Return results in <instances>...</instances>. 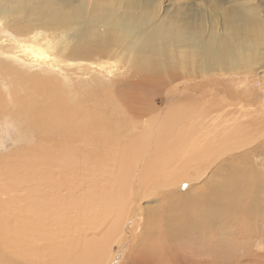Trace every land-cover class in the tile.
Listing matches in <instances>:
<instances>
[{"label":"bare ground","instance_id":"6f19581e","mask_svg":"<svg viewBox=\"0 0 264 264\" xmlns=\"http://www.w3.org/2000/svg\"><path fill=\"white\" fill-rule=\"evenodd\" d=\"M59 1L64 0H0V30L7 37L3 39V34L0 39L4 42L13 39L5 47L14 55L29 60V66L38 65L39 70L45 73L59 69L51 66L56 61H85L86 69L91 71L88 74L93 76V79L83 78L81 85L79 81L77 84L71 82L68 77L64 78V83L60 79L55 86L51 85L55 79L41 84H50L53 93L60 90L64 95L61 104L57 105L62 115L55 112L53 118L48 116L49 112L52 113L50 107L56 104H52L49 93L45 98L46 108L34 111V120L20 114L22 118L19 122L28 123L33 133V136L24 135L28 141L34 140V154L38 152L41 157H47V162L51 155L56 161L60 158L57 156L60 151L53 149L59 147L68 152L67 145L77 147V143L82 142L83 129L86 140L91 139L93 135L88 118L95 125L98 136L105 144L115 146L116 151L123 149L124 145H136L134 153L130 154L134 166L130 161L124 166L126 169L123 167L125 170L122 167L116 169L119 185L115 187L116 194L110 195L106 203V209L114 215L112 225L97 238L103 241L85 242L90 248L88 261L94 253V257L103 256L100 262H97V257L94 258L95 264H165L166 261V264H196L194 259L197 256H207L208 250L212 252L209 235H215L216 240L227 237L244 250V255L252 250L253 245L260 241L264 243V112L240 108L243 106L233 108L232 104L222 103L210 92L198 97L202 100L199 104L195 102L196 97L192 100L179 97L185 92L184 85L191 82L195 73L221 71L229 64L243 70L239 61H243L246 68L252 53L264 51V23L256 24L261 21V15L257 11L245 10L239 0L235 2L238 5L226 8L221 7L223 0H210L209 6L201 2L205 0H199V3L173 2L171 5L174 7L168 8L166 15L159 13L163 0H110L107 3H101L102 0H77L76 4L67 8L64 4L71 3V0ZM222 16L227 22L220 30L213 21L220 24ZM84 34L88 35L87 39ZM65 39L73 43H63ZM229 43L233 45L234 62L221 58ZM40 71L29 70L34 75L40 74ZM4 75L2 79H6ZM153 82L169 86V91L173 92L167 101L169 108L165 107L166 111L155 105L145 107L143 96L139 94V89L152 88L149 85ZM17 85L23 87L22 82ZM65 85L66 90L63 91ZM112 85L114 92L110 90L109 94L113 92V98L114 94L117 96L129 90L128 97L124 102L121 100L123 112L115 113V109L111 108L108 112L102 110L100 114H89L78 106L77 111H67L69 114H66L73 99L81 97L79 93H83L86 99L87 96L97 95L98 100L112 105L109 100L113 98L107 96L106 90ZM11 88H17L12 85L8 89L7 95L12 97L10 92L14 90ZM207 96H215L218 101ZM65 104L66 109L62 108ZM9 117L11 126L15 127L18 122L12 115ZM98 118H101L99 122ZM52 119L55 121L53 130L43 129L44 125L50 126ZM115 126L119 130L116 128L114 131ZM20 130L25 132L21 123ZM24 153L27 155V150ZM215 164L213 173L217 178H211L205 189L202 187L195 191L193 201L187 207L188 216L171 214L169 210H173L167 207L166 201L161 204V209L159 206L149 208L141 245L130 251L120 263L119 255L110 256L111 243L115 237L117 241L125 238L123 229L138 217L135 213L142 210L144 198L152 199L161 191L174 192L181 191L182 187H191ZM46 165L44 168L52 164ZM37 170V179L34 178L36 185L23 177L26 180L24 191L20 194L15 189L20 194L15 193L16 199H13L15 195H8L14 192L6 183L0 186V258L8 259L6 264H11L12 258H16L18 264H41L43 255L39 256L38 252L54 251L52 246L56 241L52 238L49 224L55 212L52 209L53 179H48L52 178L50 168H45L46 175ZM147 202L153 203L146 201V207L149 205ZM60 218L61 215L57 214V219ZM83 224L88 226L90 223ZM149 237L159 238L160 247L149 249L152 246ZM186 245H190L191 249ZM232 252L230 254L235 256ZM192 254L196 256L194 259L188 257Z\"/></svg>","mask_w":264,"mask_h":264},{"label":"rangeland","instance_id":"374dc122","mask_svg":"<svg viewBox=\"0 0 264 264\" xmlns=\"http://www.w3.org/2000/svg\"><path fill=\"white\" fill-rule=\"evenodd\" d=\"M65 1L66 0L59 1V3H64ZM109 1L110 0H102L101 3H107ZM191 1H195L196 3H199V0L197 1L196 0H163L159 13H161L162 15H166L168 8L174 7V5H171V3L173 2H184V3L190 2L191 3ZM209 1L210 0H205L201 2L209 6L210 5ZM223 1L224 2L221 4L222 8L238 5L237 3H235L238 0H223ZM239 1L241 3L240 5L244 6L245 10L251 11V12L257 11L259 15H261L262 17L261 21L256 24L264 23V0H239ZM76 3H77V0H71V3H65L64 6L67 8L69 7V5H74ZM216 5H217V8H219V5L218 4ZM222 19L223 20L220 24H217L216 22L213 21V24L215 23L217 28H220V30H221V27L225 26L227 22L224 16H222ZM70 31L72 32V28L70 29ZM3 34H4L3 39H6L7 37L4 31L0 30L1 38L3 37ZM87 38H88V35H85V39ZM11 41H14V40L11 39ZM11 41L7 40L6 42H4L2 39H0V48H1L0 56L2 55L0 57V61H1L0 62V69H1L0 70L1 71L0 73V186L1 185L5 186V183H6L7 187L12 188L13 190L12 189L11 190L14 192L13 194L8 193V195H12V196L15 195L13 199H16L17 195H20L21 192L24 191L23 185H25L26 183L25 179H27V181L30 180L31 182L30 181L29 182L32 185L33 184L36 185L34 178L37 179L38 173L35 172V170L39 169L41 170L43 174L45 173L46 175L47 171L46 172L44 171L45 168L48 170L50 168L49 175H51L52 178L48 177V179L49 181L50 179H53L54 205L52 209L55 210V212L49 224L51 225L52 231H53L52 238L56 242L52 246L54 251H51V249H48L45 252L44 251L38 252L39 256L43 255V258L41 259V264H60V262L61 264H95L96 259H97V262L98 260L100 262V259H102L103 256H101L100 254V256L97 255L96 256L97 258H96L94 257L95 254L93 253L92 258L88 261L89 259L88 252L90 251V248L89 246L86 245L85 242L87 240L91 242L103 241L97 238H99L102 234L106 232L108 226L112 225V222L114 220V215H112L113 214L112 211L106 209L107 199L110 195L116 194L115 187L116 186L118 187L119 185V181L116 178V171H117L116 169H118V167L123 168L127 162L131 161L132 156H130V154L134 153L136 149V145L134 143H131L127 146L124 145L123 149L120 148L116 151L115 146L111 145V143L105 144L104 140L98 136V131L95 125H93L92 121L88 118L91 124L90 131L93 135L91 139L86 140V131L83 129L81 132L82 142L77 143L78 145L77 147L71 148L70 145H67L66 149H68V152H65L64 149H60L59 147H56L55 149H53V150H58V152L60 151V153L57 155L60 158L56 161L53 160V158L55 159V157L52 158L51 155H50V158H48V161L49 160L50 161L47 162V159H46L47 157L45 158L43 156L41 157V155H39L38 152H35L34 154L33 148L35 149L36 147V145L33 144L34 140L28 141L26 139L27 138L26 135L33 136V133L30 131L31 128L28 123L25 124V123L19 122L21 121V118H22L20 114L26 115L28 119L30 120H34L35 119L34 111L43 110L44 108H46L45 98L47 97V93H49V95H51L49 96V98L52 99V104H55V103L56 104H55V107H50L52 113L49 112L48 116L50 118H53L52 114L55 112H57L58 115H62L57 110V107H58L57 105L61 104V97L62 95H64V93L60 90L53 93L52 88L49 87L50 84H43V85L41 84L48 79H55V83L51 84L55 86V84L57 85L60 79L64 83L65 82L64 78L68 77L71 82L73 81L75 83L76 82L78 83L79 81V85H81L80 81L86 78H91V77H92L91 79H93V76L88 74L91 71L87 70L88 69L86 66L87 63L85 61H83V63L85 62L84 64L81 61H75V62H70V63L67 61H65V63H63L64 61L63 62L56 61L51 66L58 67L59 68L58 70H54L51 73L50 72L45 73L44 70L40 71L38 68L39 67L38 65L29 66L27 64V61L29 60L22 58V56L18 54L14 55V53H12L11 50L5 47V45L9 46L12 43ZM64 41L65 42L63 43H69V44L73 43V41L69 39H65ZM252 54L253 55L249 56L250 61L246 68L243 67V64H244L243 61L238 62V64L243 70H237L234 64H229L221 71L208 72L207 73L208 75L197 71L198 73H195V77L190 79L191 82L189 81V84L184 85L183 91L185 92L179 96L180 99L190 98L192 100L194 97H196L195 102L199 104L200 102H202V100L199 99L201 98L200 96H202V94L209 95L208 92H210L212 93V95L214 94L215 96L220 98L222 103L223 101H225L228 105L232 104L231 106H234L233 108L243 106L240 108L244 110H252L257 113H263L264 112V66L261 68L260 66L264 64V51H261V53L258 52V53H252ZM221 58L226 62H234L233 45L231 43H229L224 48V50L221 53ZM80 66H82V68ZM45 67H47V65H45ZM83 67L85 70L83 69ZM29 70L30 71L32 70V72H35L36 70H38L40 71L39 72L40 74L34 75V73H30ZM3 72H5L6 75H4ZM76 72H78V74ZM81 73L82 75H80ZM3 75H4V78L6 79H2ZM72 75L74 76L76 75L77 77L76 76L74 77ZM7 79L8 81H6ZM36 80H38V85H37ZM18 82H22L23 87L18 86L17 85ZM158 83L159 82L151 83L149 86L152 88H148L147 90L139 89L140 90L139 94L143 96V102H145V107L155 105L157 108H161L163 109V111H166L169 108L167 101L171 98V96L173 95V92L169 91V86L164 87L163 84H158ZM12 85H14L17 88V90L11 88L14 90L10 92V94H12V97H11L10 95H7V92H9L8 89H10V86L12 87ZM63 87L64 89L62 90L63 91L66 90V85ZM192 87L193 88L195 87L194 91H190L191 89H193ZM19 89H22V90H19ZM106 90H107V96L110 98H113L114 86L112 85L110 89L108 87V89ZM110 90L111 91L113 90L112 94H109ZM127 91L129 90L124 91V93H121L120 95L117 94V96H115L114 94V98L112 100H109L113 103L112 105L114 107L110 105L108 101L98 100L99 97H97L96 94H94L96 96H93V97L87 96V99H86L83 96V93H79L78 95H81V97L77 96L79 97L78 100H76L77 97H75L74 99L72 98L73 99L72 104L66 110V114L73 112V110L74 112L77 111L78 106H81L84 113L89 112V114L96 113V112H99L100 114L101 113L100 111L102 110H105L108 112L111 108L113 109V111L115 109V113L123 112L122 111L123 107L120 106V104H121V100L124 102V99L128 97L129 93ZM168 94L170 95L168 96ZM54 95L57 97H55ZM215 96H207V97H210L211 100L213 99L215 101H218ZM227 99H229L228 100L229 103L226 101ZM165 107H167V109ZM62 108L66 109V104L62 105ZM194 111L195 110H193V112ZM11 115L13 119L18 122L15 127L11 126V120L9 117ZM108 118L109 116H107L105 119L107 120ZM100 120L101 118L97 119L98 122ZM54 122L55 121H53L52 119L50 121V126L44 125L43 129L48 128V130H53ZM20 123L21 125L24 126L25 132H21ZM116 128L119 130V127L117 126H115L113 130L115 131ZM66 133L67 131L64 132V135ZM42 143H45V141H42ZM25 150H27V153H28L27 155L24 153ZM123 151H125L126 153ZM39 156L42 159L39 158ZM30 157L31 158L34 157L36 159H31ZM45 161L47 162V165ZM43 162H45V164H42ZM38 164L39 166H36ZM44 165L46 166L51 165V166L44 168ZM35 166L37 168H35ZM131 166H134L132 164V161H131ZM216 166L217 165L215 164L211 168H208L206 175H204L200 179V181H196V182L194 181L193 182L194 185L191 187H188V188L182 187L181 191L175 190L174 192L161 191L159 192L160 194L157 193L156 196L152 197V199L151 197L150 199L144 198L142 200L144 201V203L141 204L142 210L135 213V214H138L139 218L135 217V219L131 223L128 224L126 229H123V235L125 237L124 239L120 238L118 242L117 237H115V239L113 240L114 243L112 242L110 245L111 247L109 248V252L111 251L110 256L111 254L119 255L120 257L119 263H120L124 260L126 256L129 255L130 251L136 250L138 246L141 245L142 241L144 240V234H145L144 232L146 229V225L144 223L146 219V211L149 208L152 207L155 209L156 206H159L161 209V204H163V202L166 201L167 207L173 210L172 212L169 210L171 214L175 215V213L177 214L183 213L188 216L189 211L187 207H189L190 203L193 201V195L195 191L198 189L201 190L202 187L205 189L207 184L211 180V178L213 179L217 178L213 173V170L215 169ZM124 168L123 170L126 169ZM39 170L37 171L41 173ZM42 173L41 175H43ZM222 173L220 175H222ZM8 176H9V179L11 180L10 181L11 183L9 182V179H7ZM21 183L23 184L21 185ZM15 189L20 194H17L18 192L16 193L14 191ZM18 189H20V191ZM153 199H157V200L153 201ZM148 200H150L153 203L147 202V204L149 203V205H147L146 207L145 203ZM261 209L263 208L261 207ZM57 214L61 215L60 219H57ZM158 215H159V212H158ZM82 222L83 223L87 222L90 224L88 226H85V224H83ZM136 226H138L137 229H136ZM59 229H61L62 231H59ZM209 238H211V241L210 240L209 241L212 247V252L208 250L207 256H200V257L197 256V259L195 258L196 256L193 254L188 255V257L191 259L195 258L194 261L196 264H264V243L261 241L259 242L260 245L259 243L253 245L252 250L249 251L247 255H244V252H243L244 250L236 246L227 237H225L226 239L220 238V240H216L215 235L214 236L209 235ZM149 239L151 240V245H152L148 247L149 249L151 248L153 249L154 246L156 248H158V246L160 247L161 242L159 238L153 239L149 237ZM77 243L79 247L77 246ZM227 244H229L230 246ZM181 245L182 244H180V246ZM83 246H85L84 248L86 250L83 248ZM186 246L187 247L189 246L190 248V245H186ZM234 251H237V252H234ZM78 252L80 255L77 254ZM231 252L235 254V256L230 254ZM3 255L6 256L4 252H3ZM239 255H244V256L240 257ZM44 256H48V258L45 259ZM49 258L50 260H48ZM198 258L200 260H198ZM1 259L2 257L0 258V260ZM43 260L45 261V263ZM7 261L8 259L6 258L5 260L2 259L0 261V264H6ZM12 262L13 263L17 262L18 264V260H16V258L10 259L11 264H13Z\"/></svg>","mask_w":264,"mask_h":264}]
</instances>
